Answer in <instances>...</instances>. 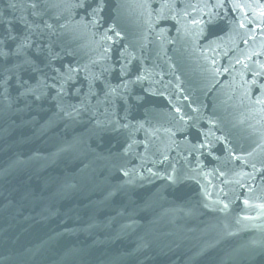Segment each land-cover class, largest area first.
<instances>
[{
	"label": "water",
	"instance_id": "95a60500",
	"mask_svg": "<svg viewBox=\"0 0 264 264\" xmlns=\"http://www.w3.org/2000/svg\"><path fill=\"white\" fill-rule=\"evenodd\" d=\"M0 264H264V183L0 154Z\"/></svg>",
	"mask_w": 264,
	"mask_h": 264
}]
</instances>
